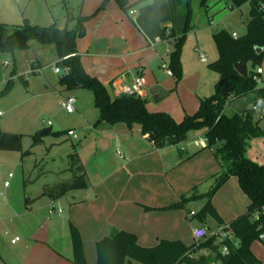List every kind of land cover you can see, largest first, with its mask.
<instances>
[{"label": "crops", "instance_id": "obj_1", "mask_svg": "<svg viewBox=\"0 0 264 264\" xmlns=\"http://www.w3.org/2000/svg\"><path fill=\"white\" fill-rule=\"evenodd\" d=\"M104 2L80 0L79 16L88 20L84 36L76 44L86 73L115 97L122 96L135 78L143 77L146 84L140 98L146 101L150 113L168 114L176 123L194 116L201 100L214 95L220 78L216 79L217 74L213 75L209 68L188 72L182 66V80L178 83L176 76L168 74L172 72L170 54L184 35L187 0H128V11L115 1L102 9ZM191 10L192 30L188 37L191 49L197 54L199 49L206 56L203 64L208 63L207 48H215V62L219 58L214 34L226 31L242 38L247 33L250 4L234 9L227 0H210L205 10L200 0H192ZM131 11L135 12L133 16ZM40 23L48 27L56 21L44 18ZM72 25L73 28L75 23ZM239 29L244 31L238 34ZM10 66L9 55L0 53V93L13 82L10 93L0 96V131L21 135L13 128L18 120L14 117L18 96L24 94V102H29L48 92V86L16 76V65L9 70ZM259 68L263 69L264 80V60ZM18 80L26 88L23 93L16 87ZM156 87L164 88L169 96L156 102L150 94ZM98 114L83 111L77 125L81 134H77L76 148L86 172L87 188L60 199L45 194L56 187L45 177L33 180L28 176L32 168L27 166L23 151H0V264H74L72 226L80 233L87 264H97L96 245L113 230L134 235L143 248H154L161 241H181L191 246L197 227H207L212 236L225 228L210 219L200 222L198 214L190 209L194 202H201L203 209L206 201L195 198L212 190L222 170L214 150L207 148L205 131L202 135L193 133L192 140L189 137L182 145L158 149L138 126L97 127ZM261 125L264 128V120ZM50 129L53 131V127ZM196 142H204L205 147H197ZM247 158L264 166V138L251 142ZM7 182L9 187H5ZM54 204L56 210L52 209ZM213 205L228 225L247 213L250 200L233 177L217 192ZM192 212L196 213L194 218L189 217ZM16 238L20 241L12 244ZM251 250L264 264V245L255 241Z\"/></svg>", "mask_w": 264, "mask_h": 264}, {"label": "trees", "instance_id": "obj_2", "mask_svg": "<svg viewBox=\"0 0 264 264\" xmlns=\"http://www.w3.org/2000/svg\"><path fill=\"white\" fill-rule=\"evenodd\" d=\"M110 1H115L124 10H129L128 0H105L102 9ZM210 0H200L202 9L207 10ZM232 8L241 9L251 5L247 33L237 40L222 31L214 34L219 58L209 65V70L220 76L212 97L201 100L200 109L194 116H186L182 123H176L168 114H152L147 103L140 97L122 95L115 97L97 79L89 76L81 63L77 50V40L85 34L84 23L88 20L75 17L67 9V27L59 29L56 23L48 27L33 25L24 20L20 26L0 23V53L15 55L29 50L33 41L45 46H54L59 62L57 66L69 68L70 73L59 80L67 90L85 89L94 95L95 107L99 111L97 127H114L120 124L128 128L138 126L143 134L158 149L179 146L187 143L193 132L205 131L207 148L214 150L222 170L216 176L212 190L196 200H205L206 204L196 215L197 220L205 223L213 220L228 236L218 243L219 236H211L205 242L191 246L181 241H161L154 248L138 245L134 235L113 230L111 234L97 243V264H261L254 256L251 247L264 233V166L247 158L251 142L264 138V86L254 80L256 70L264 60V0H227ZM192 0H187L188 14L184 35L177 40L170 54V70L176 76L177 83L182 80L181 56L187 33L192 30ZM70 23H75L69 28ZM174 38L173 34L170 35ZM256 48L261 54H256ZM246 61L251 66L248 78L240 76L235 64ZM25 84V83H24ZM234 87L227 96L222 95L225 88ZM13 88L10 81L0 96H6ZM250 97L253 105L244 116L230 110V104L239 98ZM230 110L228 113L227 111ZM23 136L0 131V151L22 152ZM34 144L40 139L33 136ZM26 152L23 155H30ZM74 178L69 183L47 189L46 195L54 200L68 193L87 188L86 172L78 154L72 155ZM237 178L239 185L250 200L248 211L228 225L213 205L217 192L231 179ZM256 217L259 219L256 220ZM221 239V238H220ZM71 240L74 264H87L79 231L71 227ZM226 247L228 254L223 255Z\"/></svg>", "mask_w": 264, "mask_h": 264}, {"label": "rangeland", "instance_id": "obj_3", "mask_svg": "<svg viewBox=\"0 0 264 264\" xmlns=\"http://www.w3.org/2000/svg\"><path fill=\"white\" fill-rule=\"evenodd\" d=\"M79 5L80 0H58L56 2L52 0H0V23L19 26L27 19L33 25L45 27L40 22L44 18H52V21H56L59 29H64L67 27L66 8L70 9L75 17H78L80 13ZM72 24H69V28H72ZM238 26H241V24ZM243 31L244 29H239L238 34ZM190 32L187 33L185 49L183 48L182 52V66L188 72H194L197 69H208L209 65L215 62L217 52L215 48L212 50L207 48L205 53L208 56V63L203 64L198 54L193 48L191 49L192 40L188 37ZM9 61L11 63L9 70L14 69L16 65V76L22 75L26 80L31 81L39 80V82H43L48 86V92L46 91L43 96H35L36 98L34 97L29 102H24L26 101L24 94L17 98L19 106L14 117L18 120L13 128L23 136L22 153H31L24 156L27 166L32 168L31 175L29 173L28 176L32 177L33 180L39 176L45 177L46 181L56 187L71 182L74 178V173L71 170L72 155L77 154L78 141L69 137L68 132L76 131L80 136L81 132L77 125L80 120L82 121V115L80 114L83 111L87 115L94 116V114H98L93 93L85 89L67 90L59 84V80L63 76L56 75L53 69L59 62L54 46H45L33 41L29 50L9 55ZM33 62H35V65H33ZM214 77H217L216 79L220 78L218 75ZM16 87L22 93L26 91L21 80L16 82ZM68 98H74L76 101L75 109H77V112L74 114H68L60 107V102ZM156 105L159 106L161 103ZM79 106H81V110ZM52 127L51 134L41 135ZM193 133L202 135L204 131ZM193 133L189 136L191 140ZM32 136L39 137L38 144H34ZM203 138H205V135ZM12 172L17 174L16 170H12ZM200 203H191L192 207L190 209L199 214L202 210ZM217 241L220 243L222 239L218 238ZM133 264L139 263L133 262Z\"/></svg>", "mask_w": 264, "mask_h": 264}, {"label": "built area", "instance_id": "obj_4", "mask_svg": "<svg viewBox=\"0 0 264 264\" xmlns=\"http://www.w3.org/2000/svg\"><path fill=\"white\" fill-rule=\"evenodd\" d=\"M134 14H135V12H133V11L130 12V15L133 16ZM231 36L235 40L239 39V37L236 34H232ZM157 42H160V39H157ZM197 52L199 54L200 61L202 63H206L207 62L206 56L199 49H197ZM9 65H10L9 62L5 63L6 67H8ZM53 69H54V72H55L56 75L64 76V75H68L70 73V69L69 68L62 69V68L58 67L57 65L54 66ZM168 74L170 76L173 75L172 72H170V71L168 72ZM262 74H263V69L258 68L256 70V73H255V76H254V80L256 81V83L258 85L264 86V80L261 78ZM145 84H146L145 83V79L143 77H137V78H135L134 83H133V85L131 87H126L124 89L123 95L141 97L142 90H143ZM75 103H76V101H75L74 98H68V99H63L60 102V106L68 114H74L76 112ZM68 136L73 138V139H75V140H78V135H77L76 131L68 132ZM195 145L197 147L198 146L205 147L204 142H196ZM9 177L12 178L13 174H11ZM9 186H10V182L5 183V187H9ZM52 209L56 210V205L55 204L52 206ZM59 212L62 213V210H59ZM195 215L196 214L194 212H192V213H190L189 217L190 218H194ZM258 219L259 218L256 217V220H258ZM192 235H193L194 242L196 244H200V243L205 242L210 237V231L205 226L197 227V228H195L193 230ZM216 236H219L221 239H225L227 237V234L224 233L223 231H221ZM19 241H20V239L16 238L15 240L12 241V244H16ZM259 241L264 244V233L259 237ZM222 253H223V255H227L228 254V249L226 247H224L223 250H222Z\"/></svg>", "mask_w": 264, "mask_h": 264}, {"label": "water", "instance_id": "obj_5", "mask_svg": "<svg viewBox=\"0 0 264 264\" xmlns=\"http://www.w3.org/2000/svg\"><path fill=\"white\" fill-rule=\"evenodd\" d=\"M256 54L260 55L261 54V49L256 48ZM235 70L237 71V73L244 77V78H248L249 75V69H248V63L246 61H242V62H238L237 64H235ZM234 90V87H230V88H225L222 90V95L223 96H227L229 93H231ZM150 94L154 97V100L156 102H160L164 99H166L169 96V92L166 91L164 88L162 87H156L154 89H152L150 91ZM253 105V100L250 97H242L239 99L234 100L231 104H230V109L238 114L239 116H244L246 111ZM52 133V129H48L46 131H44L41 135L45 136L48 134Z\"/></svg>", "mask_w": 264, "mask_h": 264}]
</instances>
